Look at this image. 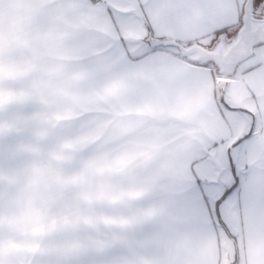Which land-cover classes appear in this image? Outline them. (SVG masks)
I'll return each mask as SVG.
<instances>
[{
  "label": "snow or ice",
  "instance_id": "1",
  "mask_svg": "<svg viewBox=\"0 0 264 264\" xmlns=\"http://www.w3.org/2000/svg\"><path fill=\"white\" fill-rule=\"evenodd\" d=\"M34 7L37 11H50L63 23L64 37L74 41V53L95 56L103 53L90 65L93 74L105 78L97 80V84L105 80L125 87L141 83L151 89V99L174 97L176 105L186 109L192 127L199 126L211 110V104L204 98L207 76L213 85L234 78L231 74L226 77L222 71L213 75L211 66L217 60L211 55L203 56L196 46L201 45L209 54L218 53L217 38L235 23L240 28L231 33L234 44L250 41L264 50V21L249 17L251 5L247 11L240 6L229 21L225 20L222 0H80L78 5L72 0H34ZM209 36L213 39L202 43ZM18 43L11 31L0 29V116L7 120V127L0 121V182L18 175L14 165L21 152L20 145L7 143L10 136L18 133L19 124L17 114L11 111L15 97L6 90L13 80L24 78L30 71V65L16 60L13 50ZM181 43L184 47H180ZM173 47L178 53L169 51ZM229 59L225 57V63ZM181 61L208 68L207 76L196 74L183 81L181 77L188 70ZM186 83L196 88L185 87ZM215 96L214 89L213 100ZM220 100L226 105L221 115L231 128L239 121L234 112L227 110L232 107L230 93L221 91ZM252 118L255 129L249 124L248 131L238 139L229 130L217 140L195 142L185 154L182 168L185 189L173 204L180 215L200 224L212 222L214 216V223L227 231L225 210L234 201L237 206L245 201L250 164L264 166V136L258 138V132L264 133L261 127L264 114H252ZM178 132L187 135L183 129ZM258 189L264 200V177L258 181ZM85 257L86 253L80 250L58 255L41 252L31 257L30 264H89ZM0 264H21V258L12 253L4 238H0Z\"/></svg>",
  "mask_w": 264,
  "mask_h": 264
},
{
  "label": "crops",
  "instance_id": "2",
  "mask_svg": "<svg viewBox=\"0 0 264 264\" xmlns=\"http://www.w3.org/2000/svg\"><path fill=\"white\" fill-rule=\"evenodd\" d=\"M246 1L222 0L225 20H231L240 6L245 7ZM72 2L78 5L80 0ZM0 15L20 16L8 21L5 30L11 31L19 41L13 50L16 60L21 64L30 65V71L21 78V83L26 88L22 93L33 95L34 99L40 102L46 100V103L54 105L42 109L72 112L73 119L86 116L89 143L97 141L92 139V128L97 126L104 136V141L107 140V135H111L112 140L119 146L145 142L151 149L154 147L159 149L160 119L164 116L170 121L184 120L185 123L181 125L194 128L190 136L198 138L201 142L217 140L229 130L234 132L238 139L248 131L249 124L255 129L252 114H264V65L261 64L264 61V50L260 48L255 51V56L250 61L240 66L234 78L223 80L221 89L217 88V84L213 85L211 77L207 76L208 68L181 61L188 70L181 77L183 81H189L196 74L207 76L204 98L211 104V110L202 118L199 126L192 127L186 109L176 105L174 97L164 95L151 99L153 93L145 84L137 83L125 87L105 80L100 97L75 87L73 80L91 81L95 84L97 80L105 79L99 73L93 74L90 71V65L97 62L103 53L101 52L100 56L74 53L72 51L75 47L74 41L64 37L63 23L56 20L50 11H37L34 0H0ZM239 28L240 24L233 23L228 31L231 34L237 32ZM212 39L213 37L209 36L208 40L202 43L206 44ZM169 51L178 53L175 49ZM211 68L212 74L215 75L216 68L214 66ZM184 86L196 88L194 84L186 83ZM214 89L216 96L213 100ZM221 91L230 93L232 107L227 110L234 112L239 121L231 128L221 115L226 107L220 100ZM98 101L103 107H96ZM74 105L83 106V110L76 111ZM216 105H219L218 110ZM91 111L102 112L108 118L91 119L87 116ZM145 119L149 122L146 133L138 130L144 127ZM92 120H96L97 123ZM170 124L180 125L175 122L168 123ZM112 125L115 128L109 131ZM261 127H264V124ZM261 136H264V133L258 132V138ZM192 138L184 141L183 157L193 147ZM128 148L131 153L138 151L134 146ZM139 149L138 152L142 151L143 147ZM142 157V154H131L125 158ZM153 157L154 155L151 156ZM132 170L134 175L142 174L144 171L139 167ZM248 171L250 176L246 181L245 201L239 206L234 201L225 210L227 231L219 223H214V216L212 222L200 224L180 215L173 209L177 199L175 195L167 194L164 196L167 200L160 202L158 186L138 182V177L132 178L125 189L122 184L119 199L120 245L102 249L83 247L81 249L87 251H82L86 253L85 258L89 264L102 261L109 264H180L179 259L168 249L196 242L205 228L211 227L219 238V243L212 244L208 249V255L217 264L221 260L228 264L230 258L239 261L240 251L234 245L238 237L242 240L247 238L248 255L253 264H264V200L258 189V181L264 177V166L251 163ZM161 236L166 240V245H160Z\"/></svg>",
  "mask_w": 264,
  "mask_h": 264
},
{
  "label": "rangeland",
  "instance_id": "3",
  "mask_svg": "<svg viewBox=\"0 0 264 264\" xmlns=\"http://www.w3.org/2000/svg\"><path fill=\"white\" fill-rule=\"evenodd\" d=\"M19 17L0 15V29L5 30L8 21ZM223 80L217 83V88L221 89ZM21 82V79L13 80L6 90L15 97L11 101L15 104L11 111L18 116V133L7 141L21 148L14 165L18 175L0 182V238L6 240L16 257L22 254L33 257L41 252L52 255L73 250L87 252L81 249L83 247L119 246V199L122 184L125 189L132 178L138 177V182L158 186L160 202L167 200L164 197L167 194L178 199L183 193L184 141L192 138L190 134L194 130L181 125L184 120L170 121L166 116L161 117L159 149H151L145 142L119 146L111 135L104 141L97 126L92 128V139L97 141L89 143L86 116L73 119L72 112L42 109L54 105L23 94L26 88ZM71 120H81V123L66 126L65 122ZM0 121L7 127V120L2 116ZM171 122L180 125H168ZM147 123L145 119L144 127L138 130L146 133ZM114 128L112 125L109 131ZM179 129L187 135L178 132ZM130 146L138 151L143 147V150L131 153ZM131 154H142L143 157L125 158ZM48 156L60 165L54 177L45 166ZM33 162H38L35 167ZM134 167L142 168L143 173L134 175ZM29 175H33L35 190L30 194L25 210L19 197L25 177ZM67 188L75 189L77 195L73 198L57 195ZM125 197L128 196L125 194ZM66 203L69 206L66 207ZM159 243L166 245V240L161 236Z\"/></svg>",
  "mask_w": 264,
  "mask_h": 264
},
{
  "label": "clouds",
  "instance_id": "4",
  "mask_svg": "<svg viewBox=\"0 0 264 264\" xmlns=\"http://www.w3.org/2000/svg\"><path fill=\"white\" fill-rule=\"evenodd\" d=\"M73 85L78 88H82L84 91L96 95L100 97L102 95V84H93L91 81H75L73 80ZM76 111L83 110V106H75ZM97 108L103 107L102 104L97 103ZM87 116L91 119L99 118V120L107 119L108 117L99 111H91L87 113ZM81 123V120H71L66 121V126H75ZM69 133L71 132V128L68 129ZM199 141L198 138L193 137L191 142L194 144ZM38 162H33V167L36 166ZM46 167L50 168L51 175L54 177L56 171L59 169L60 165L57 161L52 159L51 156L47 157ZM33 175H29L25 177L24 185L20 192V201L25 210H27L29 206V197L30 194L35 190V186L32 184ZM60 197L64 198H73L77 195V192L73 188H67L62 193L57 194ZM65 206H69L67 203ZM213 243L218 245L219 238L216 237L214 229L211 227H206L202 236L194 243L189 244L187 246H181L180 248L170 247L168 251L176 258L179 259L180 264H217V262L208 255V249L212 246ZM235 248L240 251L239 261L236 262L233 259H229L228 264H253L248 255V241L245 237L243 240L241 238H237L234 242ZM21 264H24V261L31 260L30 255L22 254L21 255ZM219 264H224L221 260Z\"/></svg>",
  "mask_w": 264,
  "mask_h": 264
},
{
  "label": "water",
  "instance_id": "5",
  "mask_svg": "<svg viewBox=\"0 0 264 264\" xmlns=\"http://www.w3.org/2000/svg\"><path fill=\"white\" fill-rule=\"evenodd\" d=\"M249 5L252 6V11L249 13V17L251 18L252 16H255V20L257 22L264 21V15H262L260 11L256 10V0H247L244 7L245 11L248 10ZM248 36L249 34L246 33L245 40H248ZM217 41L220 46L218 53L209 54L203 47H201V45H197L196 47L200 49L203 56L207 57L208 55H211L213 59H216L218 63L212 66H214L217 71L224 72L226 77L229 74L235 76L240 66L250 61L255 56V51L259 48V46L254 47L250 41L247 44H242L241 42L234 44V37L230 33L222 34L221 37L217 38ZM175 43L176 41L173 40V44ZM180 47H184V44L181 43ZM170 49L178 51L175 47ZM225 57L230 58L227 63H225ZM220 87H223L222 83L220 84Z\"/></svg>",
  "mask_w": 264,
  "mask_h": 264
},
{
  "label": "flooded vegetation",
  "instance_id": "6",
  "mask_svg": "<svg viewBox=\"0 0 264 264\" xmlns=\"http://www.w3.org/2000/svg\"><path fill=\"white\" fill-rule=\"evenodd\" d=\"M256 10L260 11V13H264V0H260V3L258 4L257 0H256Z\"/></svg>",
  "mask_w": 264,
  "mask_h": 264
},
{
  "label": "trees",
  "instance_id": "7",
  "mask_svg": "<svg viewBox=\"0 0 264 264\" xmlns=\"http://www.w3.org/2000/svg\"><path fill=\"white\" fill-rule=\"evenodd\" d=\"M226 33H230L229 31H227ZM223 34H225V33H223ZM238 261V259L236 260V262Z\"/></svg>",
  "mask_w": 264,
  "mask_h": 264
}]
</instances>
